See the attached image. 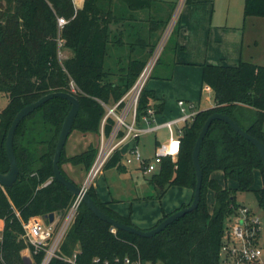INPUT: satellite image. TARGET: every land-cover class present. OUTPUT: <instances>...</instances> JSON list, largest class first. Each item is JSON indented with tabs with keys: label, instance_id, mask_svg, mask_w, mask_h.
Wrapping results in <instances>:
<instances>
[{
	"label": "trees",
	"instance_id": "1",
	"mask_svg": "<svg viewBox=\"0 0 264 264\" xmlns=\"http://www.w3.org/2000/svg\"><path fill=\"white\" fill-rule=\"evenodd\" d=\"M112 1L83 0L81 7L75 8L72 0H0V94L8 100L0 109V173L9 170L5 152L7 131L16 113L24 106L47 93H70L79 103L71 130L99 134L105 115L103 104L116 102L135 82L146 58H129L126 67L115 75L105 68L109 48H114L113 42L109 41L110 24L116 19ZM122 1L131 11L152 5V0ZM243 15L264 18V0H244ZM129 17L133 19V15ZM58 18L65 20L61 27ZM178 21L150 78H171ZM61 44L72 53L63 63L58 60ZM153 48L151 45L146 53L149 55ZM201 67V84L213 93L214 106L198 110L193 119L182 126L176 159L163 158L158 170L147 179L159 200L171 186L188 188L193 194L196 174L192 150L211 114L227 115L264 145V65L240 61L233 66L205 63ZM159 68L162 71L157 72ZM113 76L117 77L114 81ZM71 83L75 92L71 90ZM156 101L154 92L144 87L137 103V122L148 107L161 112L162 104ZM69 108L66 99L52 98L25 116L15 129L12 148L18 166L17 179L9 187L0 186V220L3 222L0 264H24L22 251L27 245L22 222L35 216L46 219L50 213L63 216L74 199V195L54 179L52 169L55 145ZM113 124L112 118L106 119L105 134L110 132ZM63 149L58 162L60 173L71 181L61 167L66 161L86 175L97 147L88 144L82 152L68 158L64 157ZM199 162L202 181L199 202L194 210L152 237L144 238L115 229L81 202L57 252L60 256L73 257V263L52 257L48 264H90L94 258L112 261L124 256L152 264H217L225 220L234 215L240 205L234 199L235 190L218 182L213 173L222 172L225 180L236 183L238 191L252 190L264 212L263 164L257 149L249 141L217 119L211 122L201 142ZM110 168L119 172L126 170L121 150H116L105 164L104 170ZM257 175L261 177L262 186L252 189ZM209 190L213 193L210 208L206 200ZM87 194L107 216L137 227L129 215L122 216L109 206V202H102L92 185ZM168 214L163 213L156 224ZM28 249L31 263L41 264L45 252L33 254V248L28 246Z\"/></svg>",
	"mask_w": 264,
	"mask_h": 264
},
{
	"label": "rangeland",
	"instance_id": "2",
	"mask_svg": "<svg viewBox=\"0 0 264 264\" xmlns=\"http://www.w3.org/2000/svg\"><path fill=\"white\" fill-rule=\"evenodd\" d=\"M72 1L75 8H80L83 2V0ZM185 1L186 0H152L151 7L131 11L122 0H113L111 8L114 18L116 19L110 24L111 31L109 34V41L111 40L110 42H113L114 48H109L110 52H108L105 60V68L109 69V71L115 75L120 73L117 71L126 67L125 63L129 58H146L148 60L153 51L149 55L146 51L151 45H154L153 50L158 46H162L163 49L168 42V36L174 25L177 24L176 22L181 14V8ZM227 1L228 0H217L218 3L222 4H226ZM129 15H134V20L130 19ZM149 29H152V31ZM71 55L68 49L62 47V44L59 45L58 60L60 63H63V61ZM159 71H162L161 68L157 69V72ZM115 79H117V77L113 76L112 80L114 81ZM151 79L153 78L148 79L145 86L146 89ZM70 87L72 92H75L72 83ZM200 100V107H198L200 109H207L214 105L213 93L209 88L205 87L203 89ZM7 101L6 96L0 94V109L7 104ZM167 134L166 130H160L157 133V137L164 140ZM98 136L99 134L96 133H81L77 130H71L64 145V157L68 158L79 154L88 144L96 147ZM153 139L154 136L147 134L138 144L140 151L148 158H152L154 154ZM144 143L147 149L143 148ZM61 167L68 178L76 185L80 186L83 183L85 177L83 180L82 178L85 175L77 166H73L69 162L64 161ZM126 168L127 170L124 172H119L115 168L106 169L103 171L104 174H99L92 181V184H96V194L98 197L106 196L108 200H114L111 202L115 203L117 207H123L127 211V215L130 211L131 214L138 211L141 215L148 217L153 214V210H158L163 215V213H165L164 211L170 208L172 204H175L177 199L181 197L180 192L182 194L187 191L189 193L188 199L190 198V189L171 186L159 200L156 197L154 188L147 182L151 174H144L136 163L126 165ZM213 178L221 184H225L231 190H235L234 199L236 203L250 209V211L258 217L259 231L256 244L261 247V263L264 264V212L256 202L253 191L236 190V183L225 180L220 171L214 172ZM256 186L255 180L252 189H256ZM206 198L207 205L210 208L213 203V193L211 190L207 192ZM109 205L111 206V203ZM240 206L237 207L236 211L239 210ZM232 218L233 214L229 215L225 220V225L227 221ZM22 255L29 257L32 261L31 255L27 253L26 249L22 251Z\"/></svg>",
	"mask_w": 264,
	"mask_h": 264
},
{
	"label": "built area",
	"instance_id": "3",
	"mask_svg": "<svg viewBox=\"0 0 264 264\" xmlns=\"http://www.w3.org/2000/svg\"><path fill=\"white\" fill-rule=\"evenodd\" d=\"M63 24H65V20L58 18L59 27ZM161 50L162 46H158L153 50L151 57L146 61L133 85L120 99L110 105L103 104L105 115L101 122L96 146L97 152L83 183L80 185L83 191L87 192L88 188L92 185V181L104 171L105 164L116 150L122 151L125 148L123 163L125 165L136 163L144 174L156 172L162 159L165 157H170L173 161L176 159L179 151L181 128L184 124L190 122L197 112L193 103L183 100L177 101L180 115L175 119L164 121L160 124H156L154 121L155 110L152 107H148L146 114L140 118V122L145 124L143 127H139L140 122L136 121V108L139 96L150 78ZM109 117L114 120V124L110 132L105 134L103 125ZM180 125L182 126L180 127ZM160 129L167 131V138L155 147L152 158H145L136 144H130L139 136L156 132ZM81 202L80 196H74L64 215L54 214L52 222H48L46 219L38 216L30 217L28 220L22 222L27 253L31 255L28 246L33 248V254L44 251L45 255L41 264H48L52 257H58L64 261L73 263V257L60 256L57 255V252ZM258 229V217L250 209L240 206L239 210L233 215V218L227 221L224 227L217 264H262V250L256 244ZM90 264L152 263L143 262L139 258L124 256L123 258L115 257L112 261L94 258Z\"/></svg>",
	"mask_w": 264,
	"mask_h": 264
},
{
	"label": "crops",
	"instance_id": "4",
	"mask_svg": "<svg viewBox=\"0 0 264 264\" xmlns=\"http://www.w3.org/2000/svg\"><path fill=\"white\" fill-rule=\"evenodd\" d=\"M243 5L244 0H228L226 4L218 3L217 0H186L184 2L178 18L177 47L173 56L171 78L168 80L153 78L147 84V89L155 94L156 103L162 104L161 112H155L154 115L156 124L175 119L180 115L177 106L179 100L193 103L197 111L202 110L198 107H200L201 93L205 88L201 84L203 64L233 66L244 61L264 65V18L244 17ZM144 125L143 122L139 123V127ZM160 130L165 131V129ZM158 131L147 133L154 136V149L160 142L166 140L157 137ZM147 134L139 136L130 144L134 143L138 146L140 140ZM143 148L147 149L145 143ZM122 151L125 153V148ZM145 158L148 157L145 156ZM256 185L257 188L262 186L261 177L258 175ZM92 187L95 191L97 190L96 184H92ZM188 194L187 191L182 194L180 192L181 197L164 212L170 213L179 208L182 203L188 204L192 196L190 195L188 199ZM98 198L102 202L111 203L109 206L118 214L127 216V211L123 207H117L111 202L114 200L110 201L106 196ZM128 215L131 222L141 229L152 227L162 216L158 210H153V214L148 217L141 215L138 211L132 214L130 211ZM2 226L3 222L0 220V235Z\"/></svg>",
	"mask_w": 264,
	"mask_h": 264
},
{
	"label": "water",
	"instance_id": "5",
	"mask_svg": "<svg viewBox=\"0 0 264 264\" xmlns=\"http://www.w3.org/2000/svg\"><path fill=\"white\" fill-rule=\"evenodd\" d=\"M52 98H62L66 99L70 103V108L66 114V116L63 119L58 139L55 145L54 149V156H53V162H52V169L54 173V179L58 181L60 184H62L67 191H69L74 196H80L82 202L86 205V207L100 220L110 224L115 229H120L122 231L138 235L140 237L149 238L153 235L157 234L158 232L164 230L166 226L183 216L184 214L194 210L199 202L200 198V189H201V181H202V172L199 162V150L201 146V142L211 124V122L215 119L221 120L228 124L234 132H236L238 135L249 141L258 151L260 158L262 160L263 164V173H264V145L261 141L258 139L250 136L248 133H246L244 130H242L235 122H233L227 115L221 114V113H213L211 114L206 121L203 124V127L195 141L193 150H192V163L196 174V183L195 188L192 194V199L189 205L186 207H183L181 209L175 210L171 213H169L163 220H161L159 223H157L155 226L149 228V229H139L134 226L125 225L123 223L117 222L116 220L112 219L111 217L107 216L103 212H101L96 204L93 202V200L90 198V196L87 194V192L83 191L80 186L76 185L75 183L69 181L66 179L59 171L58 169V162L61 155V151L65 145V142L69 136V133L72 129V124L74 121V118L77 114L79 103L74 95L66 92H51L43 95L40 97L37 101L30 103L26 106H24L22 109H20L16 115L14 116L10 127L7 131L6 139H5V152L6 156L9 162V170L6 173H0V186L2 187H9L11 186L15 180L17 179L18 175V166L17 162L13 153L12 148V142H13V136L16 127L20 123V121L33 112L36 108L41 106L46 101L52 99ZM46 220L48 222H52L54 218V214L50 213L46 217ZM22 260L24 264H32L31 259L25 255H22Z\"/></svg>",
	"mask_w": 264,
	"mask_h": 264
}]
</instances>
